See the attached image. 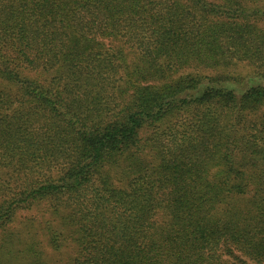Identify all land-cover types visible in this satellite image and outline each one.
Wrapping results in <instances>:
<instances>
[{
  "label": "trees",
  "instance_id": "1",
  "mask_svg": "<svg viewBox=\"0 0 264 264\" xmlns=\"http://www.w3.org/2000/svg\"><path fill=\"white\" fill-rule=\"evenodd\" d=\"M0 264H264V0H0Z\"/></svg>",
  "mask_w": 264,
  "mask_h": 264
},
{
  "label": "rangeland",
  "instance_id": "2",
  "mask_svg": "<svg viewBox=\"0 0 264 264\" xmlns=\"http://www.w3.org/2000/svg\"><path fill=\"white\" fill-rule=\"evenodd\" d=\"M252 70H253L252 66H248L244 63H239L238 65L231 67L232 72L249 73ZM63 249H64V251H62V252L61 251L56 252V251L52 250L51 247L47 246V250L49 251V253L52 254V256H57L58 253L63 255V258H66V259L74 256L75 251L73 250V248L69 247V249H65V248H63Z\"/></svg>",
  "mask_w": 264,
  "mask_h": 264
}]
</instances>
